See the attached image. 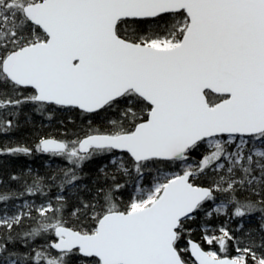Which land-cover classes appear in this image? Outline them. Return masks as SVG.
Here are the masks:
<instances>
[{"label":"snow or ice","instance_id":"1","mask_svg":"<svg viewBox=\"0 0 264 264\" xmlns=\"http://www.w3.org/2000/svg\"><path fill=\"white\" fill-rule=\"evenodd\" d=\"M25 106L110 117L0 146L65 164L10 177L23 184L0 195V264H264V0H0V132ZM97 157L103 180L88 188ZM158 164L177 170L157 167L144 188ZM133 174L121 207L119 178ZM199 213L237 227H205L206 250L186 228Z\"/></svg>","mask_w":264,"mask_h":264},{"label":"trees","instance_id":"2","mask_svg":"<svg viewBox=\"0 0 264 264\" xmlns=\"http://www.w3.org/2000/svg\"><path fill=\"white\" fill-rule=\"evenodd\" d=\"M0 115H6L0 113ZM110 117V113L101 112L98 115H85L78 109L61 110L56 106L51 107L47 112L37 113L30 106H25L18 115V124L16 127L8 130L7 132H0V146H15L17 144L28 145L35 147L38 139L41 137H56V138H75L78 134L87 130L89 122L93 127L101 126L106 119ZM195 155V154H194ZM107 164L106 157H97L91 161L86 162L83 165V172L81 175L84 177L80 181L81 185H86L88 188H95L97 181L103 180V173L100 171L102 166ZM65 167L64 161L60 159H52L47 155H41L39 153H33L30 156L25 155H0V195L8 194L10 192L19 191L22 188L23 181L12 182L10 177L13 174L17 176L25 175L29 169L33 171V174L39 173L41 176H51L54 173H58V170ZM160 168L165 171H176V168H169L165 164H158L154 167H150L145 170L142 185L150 187L153 182V178L156 175V168ZM111 170V169H109ZM120 183L126 185L116 195V203L121 207L125 206L130 197L134 195V184L139 182L135 174L132 176H121ZM30 182V181H29ZM57 189L52 188V193L55 194ZM69 204L67 211L64 213L65 220L70 226H74L78 223L75 216L71 215L72 205L76 200L75 191L68 193ZM37 203L40 202L39 197L34 198ZM17 201H10L8 204L9 211H13L12 205ZM4 205H0L3 208ZM35 216L36 214L33 213ZM257 217L253 216L250 223H255ZM30 223V222H29ZM246 221V226H247ZM221 225H225L230 229H235L237 225L229 220L226 216L212 217L208 219L203 213L197 214V217L193 220L186 222V228L191 231V238L203 244L202 233L203 229H217ZM34 226V225H33ZM209 235L213 232L209 231ZM186 239L181 240L179 247L186 246ZM42 240H37L35 246L42 244ZM205 249H208L207 244H203ZM12 245H9L11 248ZM20 251H26L21 248ZM186 259L188 257H185ZM73 264H81L79 260H73Z\"/></svg>","mask_w":264,"mask_h":264},{"label":"rangeland","instance_id":"3","mask_svg":"<svg viewBox=\"0 0 264 264\" xmlns=\"http://www.w3.org/2000/svg\"><path fill=\"white\" fill-rule=\"evenodd\" d=\"M165 171H167V170H165ZM138 183V182H137ZM143 186V185H142ZM144 188H148V187H146V186H143ZM136 193V189H135V192H134V194ZM17 203V202H16ZM15 203V204H16ZM219 228V227H218ZM218 234V233H217Z\"/></svg>","mask_w":264,"mask_h":264},{"label":"water","instance_id":"4","mask_svg":"<svg viewBox=\"0 0 264 264\" xmlns=\"http://www.w3.org/2000/svg\"><path fill=\"white\" fill-rule=\"evenodd\" d=\"M194 241H196V240H194ZM198 242V241H197ZM207 250V249H206Z\"/></svg>","mask_w":264,"mask_h":264}]
</instances>
